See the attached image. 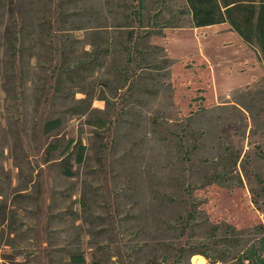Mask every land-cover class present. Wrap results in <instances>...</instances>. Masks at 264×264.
Segmentation results:
<instances>
[{
	"label": "rangeland",
	"instance_id": "rangeland-1",
	"mask_svg": "<svg viewBox=\"0 0 264 264\" xmlns=\"http://www.w3.org/2000/svg\"><path fill=\"white\" fill-rule=\"evenodd\" d=\"M187 12L184 0H0V264L74 252L192 264L190 240L217 258L223 225H264V61L229 23L194 28ZM94 110L106 130L87 123Z\"/></svg>",
	"mask_w": 264,
	"mask_h": 264
},
{
	"label": "trees",
	"instance_id": "trees-1",
	"mask_svg": "<svg viewBox=\"0 0 264 264\" xmlns=\"http://www.w3.org/2000/svg\"><path fill=\"white\" fill-rule=\"evenodd\" d=\"M188 7V12L191 16L192 27L203 28L223 23H229L232 29L237 32L245 43L252 48L260 51L261 58L264 61V0H184ZM164 3V1H163ZM160 14V12H158ZM179 14H184L180 11ZM178 21V20H177ZM176 18L168 19L164 22L166 27L182 28L183 23H175ZM100 31V30H99ZM134 27L122 35L125 38L126 44H132L136 38ZM20 36V35H19ZM107 38L110 42L109 35H101V38ZM20 37H17L19 40ZM157 48V47H156ZM113 48L99 49L94 56L99 59L101 56L111 53ZM159 49V48H158ZM164 51L163 49H161ZM129 49L126 48L128 53ZM169 62V61H168ZM90 113V112H89ZM101 112L94 110L89 114L87 123L97 131L106 130L110 124L109 117L100 115ZM62 119L56 118L45 123L44 132L46 135H51L54 131L61 128ZM72 145V144H71ZM72 146H70L71 148ZM58 144H51L47 154L51 156L55 151H59ZM75 163H84L88 148L82 143L74 144ZM62 172L68 177L74 176V171L69 165L62 166ZM215 178H219L215 176ZM194 200L191 203L192 210L188 212L186 218L182 220V229H194L198 223V203ZM225 227V235L222 239L220 249V257L212 258L204 249H199L200 246L195 243L187 242L186 246L181 251L190 250V256H203L208 264H264V225L260 224L252 228L250 231L238 230L231 225H223ZM222 225H217L212 228L214 232H218ZM216 245V244H215ZM68 264H88L86 257L81 252L70 254ZM90 264H103L100 261L93 260Z\"/></svg>",
	"mask_w": 264,
	"mask_h": 264
},
{
	"label": "bare ground",
	"instance_id": "bare-ground-1",
	"mask_svg": "<svg viewBox=\"0 0 264 264\" xmlns=\"http://www.w3.org/2000/svg\"><path fill=\"white\" fill-rule=\"evenodd\" d=\"M192 264H208L204 257L194 256L191 260Z\"/></svg>",
	"mask_w": 264,
	"mask_h": 264
},
{
	"label": "crops",
	"instance_id": "crops-1",
	"mask_svg": "<svg viewBox=\"0 0 264 264\" xmlns=\"http://www.w3.org/2000/svg\"><path fill=\"white\" fill-rule=\"evenodd\" d=\"M233 35H234V37H236L238 43H242V44L244 43L240 36H236L237 34H235V33H234ZM244 45H245V44H244ZM246 85H247V84H246Z\"/></svg>",
	"mask_w": 264,
	"mask_h": 264
}]
</instances>
